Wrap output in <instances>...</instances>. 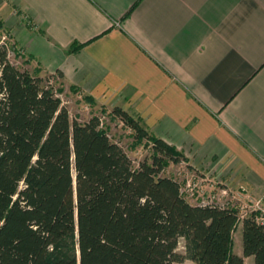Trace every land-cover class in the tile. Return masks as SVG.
<instances>
[{
  "label": "crops",
  "instance_id": "1",
  "mask_svg": "<svg viewBox=\"0 0 264 264\" xmlns=\"http://www.w3.org/2000/svg\"><path fill=\"white\" fill-rule=\"evenodd\" d=\"M0 17L76 98L182 152L202 179L190 203L240 195L264 210V0H0Z\"/></svg>",
  "mask_w": 264,
  "mask_h": 264
},
{
  "label": "trees",
  "instance_id": "2",
  "mask_svg": "<svg viewBox=\"0 0 264 264\" xmlns=\"http://www.w3.org/2000/svg\"><path fill=\"white\" fill-rule=\"evenodd\" d=\"M5 33L0 17V264H244L248 256L264 264L259 210L240 219L236 205L190 203L163 174L184 154L114 106L108 114L131 130V145L149 147L134 164L101 115L71 118L54 83L59 70L42 76L10 60Z\"/></svg>",
  "mask_w": 264,
  "mask_h": 264
},
{
  "label": "rangeland",
  "instance_id": "3",
  "mask_svg": "<svg viewBox=\"0 0 264 264\" xmlns=\"http://www.w3.org/2000/svg\"><path fill=\"white\" fill-rule=\"evenodd\" d=\"M7 28V27H6ZM2 40L6 43L9 48V58L10 60L16 64L17 66L27 69L30 72L34 73L35 70L39 69L40 74L44 76L46 73L42 72L41 67L33 61L32 57L21 49V46L18 44V39L13 33L7 29V33L2 36ZM56 79V78H55ZM55 86H58V82L56 80ZM59 96L63 102V104L67 107L69 114L72 119H77L79 121L87 120L91 115H101V120L103 123V127L107 128V132L109 137L117 142L128 154V156L132 159L134 164H137L139 160L149 154V147L138 145L136 147L131 145L132 137L131 130L124 126V124L117 120L112 119L109 116V111L106 109H101L100 107L94 105H89L87 102L83 100V98H76L73 92L62 87V91L59 93ZM163 174L174 177L177 181L182 184V189L184 190L186 186V182L190 181L192 183L194 177L192 173L188 171L185 165L183 164H175L170 163L165 169ZM200 193V192H199ZM198 194L193 195L191 197H187L186 199H194ZM237 198V197H235ZM231 198L223 200L222 198L216 199L217 202L229 203L231 206L236 205L240 211V219L242 216L247 214L250 210H259L260 218L264 219V210L257 208V205L254 206V202L252 205L247 203V201H241L239 199ZM259 207V205H258ZM232 250L233 252L241 253L242 250V242H241V221L239 220L233 230L232 234ZM177 251L183 253L184 252V242L180 239L177 245ZM251 261H253L251 259ZM171 264H195L191 260L185 259L181 262H172Z\"/></svg>",
  "mask_w": 264,
  "mask_h": 264
},
{
  "label": "built area",
  "instance_id": "4",
  "mask_svg": "<svg viewBox=\"0 0 264 264\" xmlns=\"http://www.w3.org/2000/svg\"><path fill=\"white\" fill-rule=\"evenodd\" d=\"M201 183H202V179L200 178H196L194 177L192 183H190V181L186 182V186L184 188V190L181 187V192L185 195V197H191L193 195L199 194V192H201ZM226 191H223V193H225ZM237 197H240V195H237ZM206 203H211V202H202L201 204H206ZM259 205V201L254 202V206ZM260 221L264 222V219L260 218Z\"/></svg>",
  "mask_w": 264,
  "mask_h": 264
}]
</instances>
